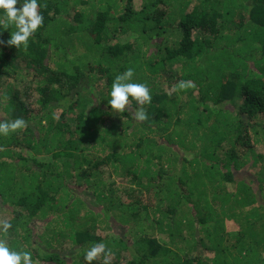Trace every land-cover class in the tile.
<instances>
[{
	"label": "trees",
	"instance_id": "obj_1",
	"mask_svg": "<svg viewBox=\"0 0 264 264\" xmlns=\"http://www.w3.org/2000/svg\"><path fill=\"white\" fill-rule=\"evenodd\" d=\"M38 2L28 47L0 45V119L28 122L0 136V239L33 264L95 243L112 264H264V0ZM128 68L144 123L107 103Z\"/></svg>",
	"mask_w": 264,
	"mask_h": 264
},
{
	"label": "clouds",
	"instance_id": "obj_2",
	"mask_svg": "<svg viewBox=\"0 0 264 264\" xmlns=\"http://www.w3.org/2000/svg\"><path fill=\"white\" fill-rule=\"evenodd\" d=\"M18 0H0V26L7 29L14 26L10 39L6 42L0 40V45L20 49L27 48L29 40L43 25V16L40 14L38 0H24L21 7L17 8ZM135 72L128 68L117 74L111 84L108 106L114 114L131 112L134 121L144 123L149 121L145 105L151 103V89L146 83L133 82ZM193 81L181 80L169 90V95L174 92L187 91L195 88ZM133 103L136 105L132 107ZM28 122L23 118L0 119V136H9L25 129ZM2 150V149H0ZM12 225L7 219L0 218V233L7 234ZM102 258V264H112L113 253L104 243L93 244L85 253L86 264ZM0 264H33L32 253L28 251L12 250L6 240L0 239Z\"/></svg>",
	"mask_w": 264,
	"mask_h": 264
},
{
	"label": "rangeland",
	"instance_id": "obj_3",
	"mask_svg": "<svg viewBox=\"0 0 264 264\" xmlns=\"http://www.w3.org/2000/svg\"><path fill=\"white\" fill-rule=\"evenodd\" d=\"M21 3H23V1L21 2ZM249 71L247 70V71H245V75L248 73ZM251 74L249 73L247 76H250ZM248 170H249V172H248V174L250 175V171H251V169H249V167H248ZM224 225H227V222H224ZM236 228V227H235ZM234 229V228H233Z\"/></svg>",
	"mask_w": 264,
	"mask_h": 264
}]
</instances>
